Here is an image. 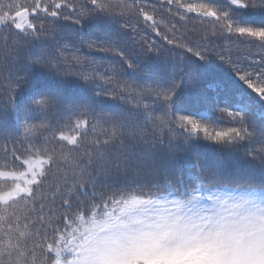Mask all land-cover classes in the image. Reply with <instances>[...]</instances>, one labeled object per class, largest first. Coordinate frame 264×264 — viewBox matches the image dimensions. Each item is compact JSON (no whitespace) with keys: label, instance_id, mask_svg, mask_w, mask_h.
Returning <instances> with one entry per match:
<instances>
[{"label":"snow or ice","instance_id":"snow-or-ice-1","mask_svg":"<svg viewBox=\"0 0 264 264\" xmlns=\"http://www.w3.org/2000/svg\"><path fill=\"white\" fill-rule=\"evenodd\" d=\"M0 153V264H264V0H0Z\"/></svg>","mask_w":264,"mask_h":264},{"label":"trees","instance_id":"trees-1","mask_svg":"<svg viewBox=\"0 0 264 264\" xmlns=\"http://www.w3.org/2000/svg\"><path fill=\"white\" fill-rule=\"evenodd\" d=\"M0 155H2V153H0ZM226 163H227V161H226Z\"/></svg>","mask_w":264,"mask_h":264}]
</instances>
